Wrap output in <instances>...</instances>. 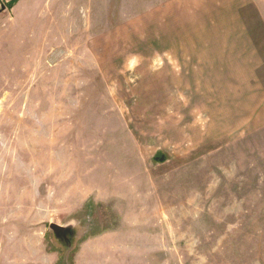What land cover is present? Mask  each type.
<instances>
[{
    "label": "rangeland",
    "instance_id": "1",
    "mask_svg": "<svg viewBox=\"0 0 264 264\" xmlns=\"http://www.w3.org/2000/svg\"><path fill=\"white\" fill-rule=\"evenodd\" d=\"M9 1L0 226L11 244L74 264L81 241L112 233L116 264H264V0L241 10L257 54L244 84L197 71L198 51L205 71L212 45L224 49L206 41L217 14L204 2ZM50 224L67 231L56 239Z\"/></svg>",
    "mask_w": 264,
    "mask_h": 264
},
{
    "label": "crops",
    "instance_id": "2",
    "mask_svg": "<svg viewBox=\"0 0 264 264\" xmlns=\"http://www.w3.org/2000/svg\"><path fill=\"white\" fill-rule=\"evenodd\" d=\"M194 6L196 9H199L202 2L207 9L215 10L214 14H217V17L212 19L211 16L206 18H211V21L207 24H210L211 27L207 31L206 41H216L221 40L224 44V49L220 55H217L215 52L214 44L213 49L210 50L209 57L211 58L210 64L208 63L207 69L204 71V61L202 62V69L198 66L200 63V52L196 54L197 57V71L198 73L205 74L206 80L211 78L210 73L212 74V79L216 80L214 77L216 74H221L222 83H237L235 77L237 75L239 80H242L243 84L247 81L252 80V71H253V57L255 53V47L251 38V34L247 31L246 20L241 14V10L252 5V0H194ZM213 1H215L216 7L213 6ZM183 3V2H182ZM218 4V5H217ZM203 6V7H204ZM205 24V23H204ZM206 25V24H205ZM212 29V30H211ZM257 55V54H256ZM204 56V55H203ZM217 67V68H216ZM217 77V76H216ZM233 77L234 79L229 80L228 78ZM205 82H208L206 81ZM6 222L1 229L4 232L9 230L8 241H5L3 247V253L0 256L6 258H12L15 256L16 262L23 264V259H25L23 254H26L27 258L34 256V259L31 260L35 264H43L46 260L50 259L51 262L55 259V254H50L46 252L45 244H34V246H29V244H24L26 248L23 251L18 249L16 245L11 244L10 238V228L5 229ZM0 229V231H1ZM58 244L57 242H55ZM79 247L74 254V264H116L115 258L108 257L109 254H106L107 244H116L114 241V234H100L94 237L85 239L79 243ZM29 246V248H28ZM29 250V252H28ZM27 252L29 254H27ZM21 256V257H20ZM46 256V257H45ZM20 258V259H18ZM25 263H29L30 260H24Z\"/></svg>",
    "mask_w": 264,
    "mask_h": 264
},
{
    "label": "water",
    "instance_id": "3",
    "mask_svg": "<svg viewBox=\"0 0 264 264\" xmlns=\"http://www.w3.org/2000/svg\"><path fill=\"white\" fill-rule=\"evenodd\" d=\"M49 228L52 231V233L54 234L56 239L60 238V235H64V233L67 231L66 228H63V227L58 226L56 224H50Z\"/></svg>",
    "mask_w": 264,
    "mask_h": 264
},
{
    "label": "trees",
    "instance_id": "4",
    "mask_svg": "<svg viewBox=\"0 0 264 264\" xmlns=\"http://www.w3.org/2000/svg\"><path fill=\"white\" fill-rule=\"evenodd\" d=\"M17 1H18V0H11V1H9V2L7 3V7H8V8H12V7L17 3ZM154 161H155V162L163 163V162L166 161V158H165L164 156H160V154H159V155H157V156L154 157Z\"/></svg>",
    "mask_w": 264,
    "mask_h": 264
}]
</instances>
